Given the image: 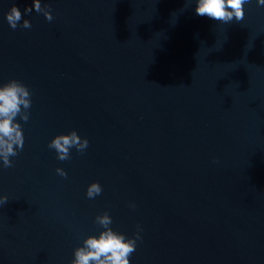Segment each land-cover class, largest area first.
I'll return each mask as SVG.
<instances>
[{"label": "water", "instance_id": "water-1", "mask_svg": "<svg viewBox=\"0 0 264 264\" xmlns=\"http://www.w3.org/2000/svg\"><path fill=\"white\" fill-rule=\"evenodd\" d=\"M41 2L51 22L0 0V84L32 93L0 162V264H71L105 211L140 233L130 264H264V7L224 24L196 0ZM73 129L89 146L60 161L49 142Z\"/></svg>", "mask_w": 264, "mask_h": 264}, {"label": "clouds", "instance_id": "clouds-1", "mask_svg": "<svg viewBox=\"0 0 264 264\" xmlns=\"http://www.w3.org/2000/svg\"><path fill=\"white\" fill-rule=\"evenodd\" d=\"M252 0H196L195 12L201 17H208L215 21L228 24L233 20L239 22L245 16V4ZM258 6L264 7V0H256ZM34 9L41 13L48 21L54 19L50 5H42L41 0H34ZM33 7L22 10L15 3L6 13L9 26L15 30L18 26L24 29L32 27L31 21L24 18V13L31 14ZM21 21L22 24L20 23ZM32 93L29 87L18 79H11L0 84V162L4 168L13 166L12 157L18 155L24 147V132L20 120L27 122L30 118L32 106ZM20 118V120L17 119ZM89 146L87 137H82L77 130L57 134L48 147L56 152L57 159L66 161L71 159V150L83 154ZM58 175L67 177V171L58 167ZM102 185L92 182L86 192L88 199H95L101 195ZM9 198L0 195V205H5ZM135 207V205H131ZM99 226V234L87 236L82 245L74 249V258L71 264H130V256L136 251L137 240L140 233L127 238L126 234L113 229L112 216L105 211L95 218Z\"/></svg>", "mask_w": 264, "mask_h": 264}]
</instances>
